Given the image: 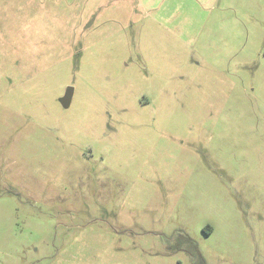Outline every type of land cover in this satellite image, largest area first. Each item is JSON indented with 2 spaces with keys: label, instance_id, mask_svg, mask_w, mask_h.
<instances>
[{
  "label": "rangeland",
  "instance_id": "rangeland-1",
  "mask_svg": "<svg viewBox=\"0 0 264 264\" xmlns=\"http://www.w3.org/2000/svg\"><path fill=\"white\" fill-rule=\"evenodd\" d=\"M0 264H264V0H0Z\"/></svg>",
  "mask_w": 264,
  "mask_h": 264
},
{
  "label": "water",
  "instance_id": "water-1",
  "mask_svg": "<svg viewBox=\"0 0 264 264\" xmlns=\"http://www.w3.org/2000/svg\"><path fill=\"white\" fill-rule=\"evenodd\" d=\"M72 97H73V88H68L65 96L60 101L64 108H68L71 105Z\"/></svg>",
  "mask_w": 264,
  "mask_h": 264
}]
</instances>
